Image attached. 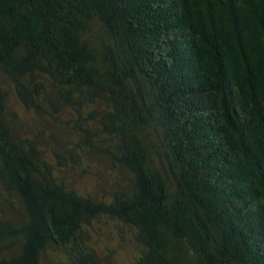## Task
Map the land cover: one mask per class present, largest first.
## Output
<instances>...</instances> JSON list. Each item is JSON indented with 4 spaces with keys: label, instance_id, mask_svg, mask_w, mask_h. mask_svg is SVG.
Wrapping results in <instances>:
<instances>
[{
    "label": "trees",
    "instance_id": "16d2710c",
    "mask_svg": "<svg viewBox=\"0 0 264 264\" xmlns=\"http://www.w3.org/2000/svg\"><path fill=\"white\" fill-rule=\"evenodd\" d=\"M0 76V264H102V218L131 264H264V0H0ZM8 91L67 157L16 131ZM97 154L107 200L68 187Z\"/></svg>",
    "mask_w": 264,
    "mask_h": 264
},
{
    "label": "rangeland",
    "instance_id": "374dc122",
    "mask_svg": "<svg viewBox=\"0 0 264 264\" xmlns=\"http://www.w3.org/2000/svg\"><path fill=\"white\" fill-rule=\"evenodd\" d=\"M0 76V84L7 88ZM6 99L7 119L16 131L33 139L50 160V149L57 148L67 157L65 143L70 138L60 124L37 120L27 113L8 91ZM64 115L62 120L65 121ZM122 177H119L121 180ZM68 187L84 196L97 200H107L114 192L112 173L103 164L102 155L97 154L85 170L69 169L67 174ZM121 180L120 184H124ZM90 248L102 264H131L138 255V247L134 233L129 227L110 219L96 220L90 228ZM60 257L48 249L41 257V264H61Z\"/></svg>",
    "mask_w": 264,
    "mask_h": 264
}]
</instances>
